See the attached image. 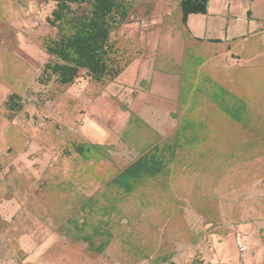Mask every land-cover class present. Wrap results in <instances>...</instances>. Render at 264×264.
Wrapping results in <instances>:
<instances>
[{"label":"rangeland","instance_id":"374dc122","mask_svg":"<svg viewBox=\"0 0 264 264\" xmlns=\"http://www.w3.org/2000/svg\"><path fill=\"white\" fill-rule=\"evenodd\" d=\"M54 6L55 0H0V13L13 17L30 50L18 73L22 109L10 113L7 100L0 102V166L22 157L27 178L45 173L41 212L23 211L15 228H1L11 245L1 243L0 264H264V61L251 62L240 81L232 74L242 73L245 58L231 74L198 72L201 62H194L185 70L177 130L146 133L132 119L120 139L107 132L108 139L88 140L84 97L67 96L53 78L38 83L49 61L45 46L57 38L46 21ZM13 66L0 68L7 87ZM77 79L111 81L83 71ZM91 119L99 132L103 121ZM154 145L174 149L158 174L134 181L129 191L112 184ZM235 232L246 238L244 255Z\"/></svg>","mask_w":264,"mask_h":264},{"label":"crops","instance_id":"0c3cea01","mask_svg":"<svg viewBox=\"0 0 264 264\" xmlns=\"http://www.w3.org/2000/svg\"><path fill=\"white\" fill-rule=\"evenodd\" d=\"M131 2L128 20L116 26L109 39L123 61L119 74L106 84L77 79L65 86L67 96L77 100L84 97L87 102L82 118L83 133L88 140L108 139L107 132L119 134L120 139L132 119H140L146 133L163 136L177 130L175 118L179 115L185 70L187 66L192 70L194 62H201L195 69L198 72L209 67L216 73L231 74L230 66L242 65L245 58L247 66H239L242 73L232 74L240 81L251 62L256 58L264 61V0H208L204 14H185L182 0ZM140 19L148 20L147 31L139 29ZM15 27L6 10L0 13V68L5 63L14 65L15 75L12 87H7L0 76V102L11 94L19 97L25 91L19 84L18 73L24 69L20 61L26 65L30 50L24 35ZM91 118L103 121L99 132ZM14 129L15 134L22 132ZM23 159L11 157L0 166V245H11L1 228L7 231L15 228L14 222L21 220L19 214L23 211L41 212L38 198L45 173L29 172L27 178ZM24 161L28 165H48L46 160Z\"/></svg>","mask_w":264,"mask_h":264},{"label":"trees","instance_id":"16d2710c","mask_svg":"<svg viewBox=\"0 0 264 264\" xmlns=\"http://www.w3.org/2000/svg\"><path fill=\"white\" fill-rule=\"evenodd\" d=\"M207 2L182 0L183 12L204 14ZM131 7V0H55L46 21L56 30L57 38L45 46L49 61L43 65L38 83L44 84L53 78L58 85L68 86L77 80L81 71L96 82L114 79L122 66L114 64L113 57L119 56L109 41L110 34L116 26L128 20ZM64 26L69 29L68 34L63 32ZM6 106L11 112L22 108L20 98L14 94L8 96ZM164 147H151L122 169L112 179V184L129 191L134 181L158 174L174 154L173 147ZM83 150L82 146L75 148L79 154Z\"/></svg>","mask_w":264,"mask_h":264},{"label":"built area","instance_id":"2783aa9c","mask_svg":"<svg viewBox=\"0 0 264 264\" xmlns=\"http://www.w3.org/2000/svg\"><path fill=\"white\" fill-rule=\"evenodd\" d=\"M138 27L141 31H147L149 29V22L147 19H140L137 21ZM233 241L237 252L244 255L248 252V245L244 235L239 232L233 234Z\"/></svg>","mask_w":264,"mask_h":264}]
</instances>
